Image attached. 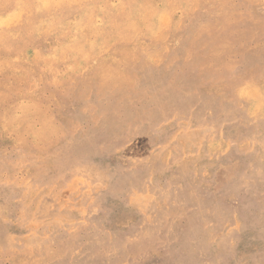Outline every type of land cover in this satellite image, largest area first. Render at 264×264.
Here are the masks:
<instances>
[{"label":"rangeland","instance_id":"obj_1","mask_svg":"<svg viewBox=\"0 0 264 264\" xmlns=\"http://www.w3.org/2000/svg\"><path fill=\"white\" fill-rule=\"evenodd\" d=\"M0 78V264H264V0H0Z\"/></svg>","mask_w":264,"mask_h":264},{"label":"bare ground","instance_id":"obj_2","mask_svg":"<svg viewBox=\"0 0 264 264\" xmlns=\"http://www.w3.org/2000/svg\"><path fill=\"white\" fill-rule=\"evenodd\" d=\"M46 1V0H45ZM56 3V2H55ZM58 3V2H57ZM50 3L48 2V5H49ZM46 6V5H45ZM222 11H224V10H222ZM163 15V14H162ZM230 16V15H229ZM164 17V16H163ZM162 17V18H163ZM161 18V19H162ZM3 21V20H2ZM4 22V21H3ZM9 22L7 21V24H8ZM170 32V31H169ZM74 39V38H73ZM68 40H70V39H68ZM72 40V39H71ZM58 43V42H57ZM91 44V43H90ZM49 49V48H48ZM106 50V49H105ZM102 54V53H101ZM5 57H7V56H5ZM10 57V56H9ZM12 58H14V57H12ZM94 63V62H93ZM28 69V68H27ZM29 73V72H28ZM7 76H9V75H7ZM4 77V76H3ZM73 78V77H72ZM1 79V78H0ZM6 79H8V78H6ZM28 79V78H27ZM20 80V79H19ZM29 81V80H28ZM8 82V81H7ZM21 82V81H20ZM34 82V81H33ZM6 83V82H5ZM14 85V84H13ZM2 86H3V84H2ZM26 86V85H25ZM13 87V86H12ZM15 87V86H14ZM13 87V88H14ZM24 87V86H23ZM6 88V87H5ZM17 88V87H16ZM22 88V87H21ZM2 89V88H1ZM12 89V88H11ZM10 89V90H11ZM1 92V91H0ZM14 92V91H13ZM23 92V91H22ZM22 92H20V93H22ZM19 94V93H18ZM31 94V93H30ZM26 95V94H25ZM38 95V94H37ZM15 96V95H14ZM34 97V96H33ZM1 98V97H0ZM2 98H3V96H2ZM8 99V98H7ZM22 100V99H21ZM29 101V100H28ZM6 122V121H5ZM2 123V122H1ZM1 123H0V125H1ZM6 127V126H5ZM7 128V127H6Z\"/></svg>","mask_w":264,"mask_h":264}]
</instances>
